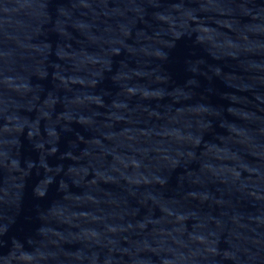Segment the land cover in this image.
Here are the masks:
<instances>
[{
  "label": "water",
  "instance_id": "water-1",
  "mask_svg": "<svg viewBox=\"0 0 264 264\" xmlns=\"http://www.w3.org/2000/svg\"><path fill=\"white\" fill-rule=\"evenodd\" d=\"M0 264H264V0H0Z\"/></svg>",
  "mask_w": 264,
  "mask_h": 264
}]
</instances>
